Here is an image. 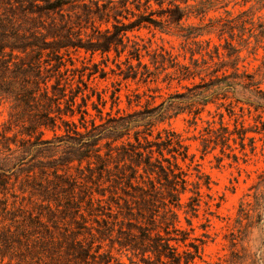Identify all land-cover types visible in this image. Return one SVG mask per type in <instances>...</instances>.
Listing matches in <instances>:
<instances>
[{
  "label": "trees",
  "instance_id": "obj_1",
  "mask_svg": "<svg viewBox=\"0 0 264 264\" xmlns=\"http://www.w3.org/2000/svg\"><path fill=\"white\" fill-rule=\"evenodd\" d=\"M188 1L0 0V101L10 104L0 123V264H126L114 252L130 264L200 257L215 205L210 179L198 171L190 180L186 139L160 127L186 114L189 127L203 123L193 138L202 152L237 161L233 145L244 157L248 145L254 154L249 133L264 139V23L235 33L225 10L227 18L186 26L214 7ZM143 29L150 38L135 34ZM157 32L179 47L158 44ZM213 33L224 43L202 39ZM248 59L259 61L252 72ZM97 76L120 78L110 100L90 87ZM127 81L148 87L126 95L130 111L119 108ZM163 88L174 90L157 103ZM245 110L250 127L239 121ZM203 206L204 232L194 236Z\"/></svg>",
  "mask_w": 264,
  "mask_h": 264
},
{
  "label": "rangeland",
  "instance_id": "obj_2",
  "mask_svg": "<svg viewBox=\"0 0 264 264\" xmlns=\"http://www.w3.org/2000/svg\"><path fill=\"white\" fill-rule=\"evenodd\" d=\"M202 0H189L188 4L192 5ZM204 1V0H203ZM213 4V10H211L206 18L200 20L199 18H190L184 22V25H197L205 24L209 18L215 19L218 17L227 18L225 10L232 11L233 22L235 23V33L237 30H243L246 32L251 28V21L256 25L264 23V5H258V0H210ZM264 4V3H263ZM166 6V4H165ZM152 9L158 10L159 7L153 3ZM251 11L250 16L243 15L242 12ZM240 15V20L236 18ZM157 18V16H155ZM241 19L245 20L244 26L241 23ZM241 25V26H240ZM144 38H150L151 33L148 30L143 29L140 32H135ZM246 37V36H245ZM160 38L164 39V45L166 47L173 46L179 47L181 42L175 36L164 35L159 32L156 33L154 40L161 44ZM215 44L224 43L220 40L216 33L207 35L202 39H209ZM239 38V37H238ZM237 39V38H236ZM242 42V40H240ZM233 43L237 45L238 41L234 40ZM247 51L242 52V56H245ZM264 54V50H259L260 59ZM100 57L96 56L95 61H99ZM249 62V64H247ZM245 65L249 71H254L259 61H253L248 59ZM80 65V64H79ZM120 78L110 76L107 79H101L99 76L93 78L89 85L91 88L98 92H101L103 96L109 99L110 90L114 89L113 85L118 82ZM120 90L121 103L119 108L127 109L126 95L131 94L133 91L142 94L146 92L148 87L142 84H136L132 81L122 82ZM164 87V86H161ZM264 88V85H262ZM172 89L163 88L160 93H156L158 96L156 102L159 103L162 99H165ZM145 101V98L142 99ZM242 107H246L243 104H239ZM110 103L107 105L109 110ZM215 105L210 104L206 110L214 111ZM225 113V122L229 123L230 128H234V120L231 121ZM10 112V104L0 101V123L4 122ZM237 114H241L238 108H236ZM244 111V117L239 119L244 121L246 127H250L255 124L254 116L246 115ZM263 120H264V114ZM201 117L206 120L211 117L207 111L201 114ZM186 114L180 115L171 121V125H161L160 128L166 127L181 133L186 139V144L189 146V154L193 156L192 162L182 163L183 168L188 171L192 177L190 180L196 179V174L201 173L210 179L211 191H208L215 201L213 202L210 211L211 215H208L210 222L206 228L208 238H205L207 243L202 246L200 251V257L196 258L192 264H264V139L259 140L262 135L255 133H249V136H256V152L252 154L250 147L247 145L246 152L248 156L244 157L240 152L239 145H233L237 147L234 153L239 156L236 161L234 158H228L223 156L220 149L204 153L201 150V146L198 140L193 139L194 136H198V130L203 126V123L199 122L197 130L194 127H189L186 123ZM260 126V125H259ZM52 133H48L47 137H51ZM14 147V146H13ZM229 152V151H227ZM222 158V160H220ZM188 193L184 196V201L187 200ZM217 203V204H216ZM206 207L203 206L199 213V218H194L193 226L195 229L194 236H199L203 229L199 227L200 224L205 222L204 214ZM181 225L188 228L186 221L181 216ZM193 236V235H192ZM185 249L181 247L180 250ZM117 257H120L126 264H130L128 257L125 254H118L114 252ZM142 264V263H141Z\"/></svg>",
  "mask_w": 264,
  "mask_h": 264
}]
</instances>
